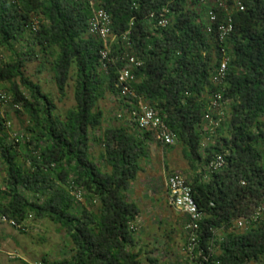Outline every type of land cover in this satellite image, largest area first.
Here are the masks:
<instances>
[{
	"label": "trees",
	"instance_id": "16d2710c",
	"mask_svg": "<svg viewBox=\"0 0 264 264\" xmlns=\"http://www.w3.org/2000/svg\"><path fill=\"white\" fill-rule=\"evenodd\" d=\"M239 1L245 10L233 12V32L221 44L217 25L206 32L208 20L195 7L206 8L197 0H98L96 8L112 17L111 55L117 60L105 72L103 42L88 32L93 18L88 2L0 0V52L11 55L9 62H0V89L5 85L30 135L26 142L24 135L18 142L13 138L14 146L0 136L5 168L0 221L6 218L24 227L30 218L49 221L64 229L73 245L69 259L44 258L38 264H141L143 252L132 228L139 208L129 196L141 161L148 157L152 133L132 120L133 128L115 126L95 138L103 148L104 166L91 154L93 136L102 130L99 103L108 95L119 98L116 82L123 69L131 70V87L176 136L193 174L188 182L204 214L198 234L207 260L198 252L195 259L199 264L264 259V0ZM162 14L169 22L166 28L158 27ZM35 16L41 20L37 33L29 29ZM222 18L218 12V22ZM126 34L131 47L123 40ZM25 41L30 47L18 52L16 45ZM221 47L231 58L219 89L222 116L209 111L218 91L212 78L222 60ZM129 57L139 66H129ZM36 61L42 68L50 64L61 98L72 87L75 107L65 116L57 114L52 99L26 76V64ZM129 101L122 100L130 114L134 108ZM5 119L0 115V135L7 138ZM204 140L213 143L203 156ZM218 155L225 156L226 166L209 172ZM84 196L94 210L78 208ZM260 208L256 222L242 231L235 228ZM146 259L159 264L151 254Z\"/></svg>",
	"mask_w": 264,
	"mask_h": 264
},
{
	"label": "rangeland",
	"instance_id": "374dc122",
	"mask_svg": "<svg viewBox=\"0 0 264 264\" xmlns=\"http://www.w3.org/2000/svg\"><path fill=\"white\" fill-rule=\"evenodd\" d=\"M210 6L209 3L204 6L206 9L200 6L195 7V10L199 12L204 21L207 18L206 14ZM33 20L38 21L40 24L39 17L35 16ZM29 47V43L25 41L17 44L16 50L21 53ZM1 54L5 61L9 62L11 60L9 53L2 50ZM40 62H28L25 66V74L34 83L39 84L52 99L57 114L65 116L69 110L75 107L73 89L69 86L65 98H61L55 86L50 64L45 63V67L42 68ZM70 85H72V82ZM1 90L7 92L5 85H1ZM21 92L27 94L23 89H21ZM7 94L9 93L7 92ZM124 105L122 100L111 95H108L99 103V110L103 113L102 130L96 136H93L95 141H92L91 144V154L100 166H104L103 148L95 138L101 136L105 130L115 126L123 125L127 128H133L132 118L127 112V106ZM228 112L229 108L227 109V115ZM0 115L4 119L6 118L5 120L9 124V126H5V134L8 137L5 138L3 134L0 135L5 143L14 146V142L11 140L16 135H24L23 141L30 137L29 134L25 133V119L16 114L12 105L4 108L0 107ZM206 126L207 124H205ZM212 143V140H204L201 148L203 156L206 148ZM147 149L148 157L141 161L142 170L136 181L132 183L129 196L130 200L135 202L139 208V215L132 224V228L134 236L140 241L138 248L143 252L141 264H149L146 259L147 253L156 258L159 264H199L195 259L196 257L187 252V237L184 232V224L187 222L186 216L167 205L166 183L169 176L177 173L191 182L190 177L193 175L188 168L182 148L177 143L171 148H162L155 141H151L147 144ZM204 169L206 168L202 166L201 173H204ZM4 177L5 168L0 160V185ZM80 207L95 209L94 204H91L85 196L83 201L79 203L78 208L80 209ZM238 222L235 223V228L242 231L243 228L238 226ZM25 228L26 230L21 231L13 228L8 223H0V248L2 251L0 253V264H38L44 258L50 262H55L71 257L73 245L68 234L61 227L49 221H35L30 218L26 222ZM216 237L220 239L222 233L217 232ZM248 264H264V259L260 262Z\"/></svg>",
	"mask_w": 264,
	"mask_h": 264
},
{
	"label": "built area",
	"instance_id": "2783aa9c",
	"mask_svg": "<svg viewBox=\"0 0 264 264\" xmlns=\"http://www.w3.org/2000/svg\"><path fill=\"white\" fill-rule=\"evenodd\" d=\"M78 2H88L93 9V18L89 22V35L100 39L103 42V50L101 53V67L105 72H108L110 68L116 63V58L111 55V44L114 40L112 36V17L103 9H97L96 4L98 0H75ZM201 6H207L208 11L206 14L208 25L206 32L212 33L213 25H217L219 41L221 44L225 43L227 39L230 38L233 32V19L232 14L234 11L242 12L245 10L243 3L239 0H197ZM230 5V6H229ZM218 12L222 13V20L218 22ZM166 14V13H164ZM169 22L165 15H161L158 20V27L166 28ZM33 33H37L39 29V22L33 21L31 27L29 28ZM123 40L127 41V46L131 47L128 43V34L123 36ZM222 60L219 67L217 68L213 78L212 84L218 90L213 94V99L210 104L209 111L213 114H219L222 116V107L224 106L223 95L219 90L225 85V81L229 72V65L231 58L226 52L224 47H221ZM3 60V55L0 52V62ZM129 66H139L134 58H128ZM132 74L131 70L123 69L119 72L118 79L116 82V88L119 91L120 100H131L128 103L133 106V110L130 111V116L133 121L138 123V128L141 131H147L152 133L153 141L162 146H173L176 144V136L169 131L165 125L162 118L159 117L157 112L145 103L131 87ZM132 102H135L133 105ZM12 105L13 108H18L16 105L12 104L11 98L8 96L7 92L0 89V107L4 108ZM206 120L214 126L213 119L209 114H206ZM217 125V124H215ZM16 142L22 139V136H15ZM226 166V160L224 155H218L209 165V172H218ZM166 188L168 192V206L175 209L177 212L183 214L187 218V222L184 224V232L187 236V252L193 256L195 252H198L199 257H203V251H201L199 246V231L200 225L204 221V214L199 209L194 196L193 190L189 185L188 180L180 174L171 175L166 183ZM77 201L82 200V194H76ZM263 208L258 209V211L250 218L243 219L238 222L240 228H247L251 223L256 222L262 215ZM0 222L8 223L13 228L24 231L25 227L22 224H18L14 221H9L3 218ZM0 248V253H1ZM37 264V263H35Z\"/></svg>",
	"mask_w": 264,
	"mask_h": 264
},
{
	"label": "crops",
	"instance_id": "0c3cea01",
	"mask_svg": "<svg viewBox=\"0 0 264 264\" xmlns=\"http://www.w3.org/2000/svg\"><path fill=\"white\" fill-rule=\"evenodd\" d=\"M192 178H193V175H191V177H190V181L192 180ZM168 200V199H167ZM168 205V204H167Z\"/></svg>",
	"mask_w": 264,
	"mask_h": 264
}]
</instances>
